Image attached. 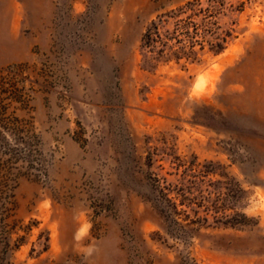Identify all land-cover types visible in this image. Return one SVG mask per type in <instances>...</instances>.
<instances>
[{
	"label": "rangeland",
	"instance_id": "rangeland-1",
	"mask_svg": "<svg viewBox=\"0 0 264 264\" xmlns=\"http://www.w3.org/2000/svg\"><path fill=\"white\" fill-rule=\"evenodd\" d=\"M189 2L178 19L205 49L144 70L147 26ZM19 12L22 33L47 30L49 49L0 67V177H18L14 218L33 224L0 264H264V0H0V38ZM155 178L252 221L209 215L176 237L153 205Z\"/></svg>",
	"mask_w": 264,
	"mask_h": 264
},
{
	"label": "trees",
	"instance_id": "trees-1",
	"mask_svg": "<svg viewBox=\"0 0 264 264\" xmlns=\"http://www.w3.org/2000/svg\"><path fill=\"white\" fill-rule=\"evenodd\" d=\"M194 3L189 2L185 7L163 13L154 19L147 26L143 36L141 47L143 50L142 68L147 71H156L162 64L170 62L180 63L182 59L185 66L189 62L197 59L199 51L205 49V44L194 40L198 36L200 28L197 24L188 23L187 27L182 26L179 13L184 9L193 10L191 6ZM202 11V8L200 9ZM192 25L195 36H192L190 26ZM181 33L185 34V42L181 38ZM204 41V40H203ZM200 45V49H196ZM225 49L223 44H210L209 50L214 54H219ZM195 177H198V175ZM207 173L200 176L201 181L205 182ZM17 176L7 175L0 177V256L6 258L9 254L18 250L27 240L33 224L22 226V220L14 218L18 204L15 200L14 190L17 187ZM199 178V177H198ZM154 197L153 205L158 209L166 223L167 232L172 235L188 240L196 231H198L209 221V215H212L217 223L229 225L232 227L247 225L252 221L247 214L235 211L227 214V207L217 206L213 211L211 206L197 204L196 200H206L203 192L195 193L184 186H178L173 189L162 185L160 179L153 181ZM219 196L227 194L222 190L218 192ZM197 196V197H196ZM224 200V199H223ZM202 203V202H200ZM205 206V216H201L200 207ZM233 209V208H232ZM212 211L215 214H212ZM192 212L195 218L192 217ZM19 224L20 227H19ZM17 228H22L24 234L14 237Z\"/></svg>",
	"mask_w": 264,
	"mask_h": 264
},
{
	"label": "crops",
	"instance_id": "crops-1",
	"mask_svg": "<svg viewBox=\"0 0 264 264\" xmlns=\"http://www.w3.org/2000/svg\"><path fill=\"white\" fill-rule=\"evenodd\" d=\"M21 16V12L16 13L13 25H8L4 28V32L7 34H5L3 38H0V67L10 64L33 62L36 58L33 47L37 44L40 45L43 50L49 49L47 30L42 29L40 32L33 34V36L27 37L22 33L21 27L18 24V18ZM73 81L74 88L78 89L81 86V81L78 79L77 75H73ZM73 100L75 106L80 102L78 96H74ZM69 125V127H72L73 123L69 121ZM67 145L74 150L80 149L77 141L70 135L67 136Z\"/></svg>",
	"mask_w": 264,
	"mask_h": 264
}]
</instances>
